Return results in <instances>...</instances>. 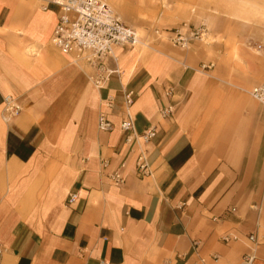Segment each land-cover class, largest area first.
Masks as SVG:
<instances>
[{"label":"crops","instance_id":"obj_1","mask_svg":"<svg viewBox=\"0 0 264 264\" xmlns=\"http://www.w3.org/2000/svg\"><path fill=\"white\" fill-rule=\"evenodd\" d=\"M58 12L0 0V264H263L264 106L246 90L264 82V46L213 19L211 42L181 48L162 36L172 27L122 16L139 43L115 49L119 72L96 89L51 44ZM7 95L21 107L10 118ZM128 112L137 133L156 130L143 144L152 177L136 172Z\"/></svg>","mask_w":264,"mask_h":264},{"label":"built area","instance_id":"obj_2","mask_svg":"<svg viewBox=\"0 0 264 264\" xmlns=\"http://www.w3.org/2000/svg\"><path fill=\"white\" fill-rule=\"evenodd\" d=\"M55 5L59 12L56 23L52 29L51 44L63 55L68 56L74 62H80L88 67V78L96 89L103 87L109 75L118 73L114 51L119 46H136L139 43L138 35L133 27L123 22L116 16L113 9L101 0H48ZM206 34L204 26H186L172 29L166 35L168 41L181 48H187L192 40H202ZM112 60L115 66H109ZM211 66L203 65V69ZM247 94L256 102L264 106V82L251 86L246 90ZM167 90L166 94L170 95ZM106 106H111L112 100H104ZM124 103L129 106L132 103L131 93H124ZM4 116L7 118L18 115L21 111L20 105L11 96L3 98ZM173 106L168 104L159 109L161 116L169 117L173 113ZM97 128L99 131L107 132L113 126L108 120L105 112H99L97 116ZM122 131L127 132L125 142L130 147H136L135 169L139 176L152 177V165L148 162L146 150L143 144L148 143L155 135V128L148 127L137 133L132 117L128 112V118L120 124ZM122 164L119 168H122ZM109 174L111 182L120 185L124 177L120 169ZM77 198L76 192L68 195L66 203L69 205ZM234 210V208H232ZM251 240L255 238L251 235ZM228 241L227 237L223 238ZM253 253H245L241 257L242 264H254ZM101 264H103L101 262ZM264 264V263H263Z\"/></svg>","mask_w":264,"mask_h":264},{"label":"rangeland","instance_id":"obj_3","mask_svg":"<svg viewBox=\"0 0 264 264\" xmlns=\"http://www.w3.org/2000/svg\"><path fill=\"white\" fill-rule=\"evenodd\" d=\"M102 1L110 5L114 13L121 19L122 16H126L134 22H143L145 28L149 30L162 29V27L175 29L184 25L190 27L204 26L206 29L207 22L213 19L240 22L248 28L253 45L256 46L258 43L264 46V0ZM166 35L165 33L162 34L164 38ZM205 36L207 37L206 34ZM205 36H203L204 42L206 40L207 42L212 41L211 35L207 38ZM70 61L84 72L86 79L91 84L88 78V67L80 62H74L72 59Z\"/></svg>","mask_w":264,"mask_h":264},{"label":"bare ground","instance_id":"obj_4","mask_svg":"<svg viewBox=\"0 0 264 264\" xmlns=\"http://www.w3.org/2000/svg\"><path fill=\"white\" fill-rule=\"evenodd\" d=\"M102 1V0H101Z\"/></svg>","mask_w":264,"mask_h":264}]
</instances>
